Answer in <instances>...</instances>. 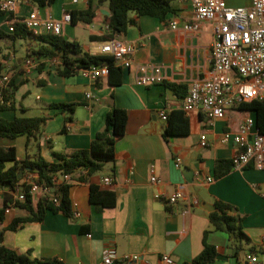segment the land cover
Returning a JSON list of instances; mask_svg holds the SVG:
<instances>
[{
    "label": "crops",
    "instance_id": "crops-1",
    "mask_svg": "<svg viewBox=\"0 0 264 264\" xmlns=\"http://www.w3.org/2000/svg\"><path fill=\"white\" fill-rule=\"evenodd\" d=\"M92 2L96 21L66 24L62 35L70 41H78L75 29L83 27L91 42L88 46L82 45L83 49L102 55L103 43L96 40L109 34L104 24L109 8L106 3ZM251 2L227 0L232 7H248ZM172 4L176 12L165 20L130 13L135 25L114 36L136 47L132 57L134 65L123 70L121 84L117 86L109 84L108 76L93 80L79 72L63 77L57 65L51 66L45 61L36 60L37 68H27L26 61L37 49V42L24 40L22 49L17 50V40L10 37L13 33L10 25L19 18L23 20L33 10L42 18L58 20L64 11L87 9L88 0L75 4L72 0H55L45 7L23 2L13 13L0 11V57L17 85L14 106L0 109V120L49 118L35 136L0 138V147H14L20 161L40 156L52 163L56 160L54 154L70 155L89 149L96 135L104 129L106 116L113 107L127 113L125 134L115 144L116 161L105 165L86 182L79 181V173L73 175L70 198L73 213L78 212L79 217L47 212L41 222L25 223L15 231H5L4 246L31 258H57L64 264H102L106 248L114 249L118 258L136 255L149 264H165L164 255L169 256L173 264L190 263L202 252L204 243L215 246L217 256H221L211 264H248L244 259L246 252L260 254L264 248V171L247 167L231 169L220 178L215 176L216 162L229 160L235 153L232 143L221 142L223 133L237 131L252 113L233 107L224 118L208 120L194 112L186 115L188 135L168 140L163 137L167 123L160 113L165 111L170 115L174 110H183L184 91L180 89L178 93L171 86L188 90L194 81L209 75L213 43L211 23L201 22L196 30L185 28L195 24L189 2L173 0ZM173 22L177 23L176 28H172ZM138 64L160 66L164 81L148 87L137 86L135 65ZM32 96L34 101L26 104ZM58 103L78 104L70 122H66L63 113L49 107ZM203 134L208 140L206 148L200 146ZM177 158L181 159L179 167L175 166ZM151 170H154L156 183L151 182ZM105 177L111 178L110 185L103 183ZM90 185L113 191L115 206L99 209L92 205L88 197ZM177 191L184 192L186 199L172 206L165 205L164 198ZM193 200L198 204H193ZM12 201L13 191L0 188V207L7 204V208H11L5 213L0 231L14 218L28 216L26 211L11 207ZM218 201L232 205L234 213L242 218L243 231L249 241H243L241 249L227 234L213 228L209 214L214 211L201 206L216 207Z\"/></svg>",
    "mask_w": 264,
    "mask_h": 264
},
{
    "label": "trees",
    "instance_id": "trees-1",
    "mask_svg": "<svg viewBox=\"0 0 264 264\" xmlns=\"http://www.w3.org/2000/svg\"><path fill=\"white\" fill-rule=\"evenodd\" d=\"M27 2L38 7H45L51 6L55 0H27ZM97 3H106L109 8V16L104 18V24L109 26L110 32L96 40L102 43L113 38L116 34L125 33L129 26L135 25L136 21L130 17V13H134L137 17L147 16L165 20L168 15L176 12L172 4L173 0H97ZM69 13L73 25L78 23L92 24L97 18L92 0H88L87 9L83 11L72 10ZM12 25L14 30L10 37L13 40H34L37 42V49L32 51L31 57L40 63L44 59H60L57 71L63 77L76 75L83 69L107 66L109 84L112 86L121 84L124 69L117 66L111 56L90 54L83 49L78 41H70L64 35L42 34L36 36L25 27L20 18ZM3 71L4 66L0 57V76ZM171 87L178 93V90H183L184 97L186 96L188 90L184 87L174 85ZM16 90L17 85L12 79L3 93L6 104L0 106L1 110L14 106ZM77 106V103H58L49 107L63 113L66 116V122H70ZM236 109L252 113L256 127L260 133L264 134V100L240 103ZM48 119L43 117L15 118L12 121L0 120V138L13 140L22 135L35 136L41 131ZM166 123L163 136L165 140L170 137L186 136L189 133L188 118L183 110H174L168 115ZM126 124V111L113 107L106 116L104 129L96 135L89 149L77 150L70 155L54 154L56 160L52 163L46 162L40 156H36L34 160L20 161L17 159L14 147H0V188H8L14 191L17 186L24 187L25 200L15 202L14 206L28 213L26 217L14 218L7 228L0 231V264H64L57 258H31L28 254H20L7 248L3 245L4 232L15 231L25 223L41 222L47 212L62 213L73 218L70 198L72 185L64 181L55 185L52 179L65 174L79 173V181L86 182L91 176L101 171L105 165L114 163L116 161L115 144L124 136ZM65 129L66 127L63 128V131ZM232 167V159L217 161L215 176L222 177ZM21 170L23 171L19 178L18 174ZM29 173L37 175V183L40 186L53 190L54 196L59 202L55 203L50 195L44 194L34 203L29 194V187L23 183V178ZM88 197L89 202L99 209L113 208L116 204V195L113 191L101 190L95 185H90ZM215 206L216 211L209 214L211 225L216 231L227 234L237 248L241 249L243 241H249L243 231L242 218L234 213L235 208L228 203L218 201ZM6 209L7 204L0 207V225L5 220ZM251 251L255 252V249L251 248ZM260 254L264 255V248L260 250ZM216 257V247L204 243L202 252L190 263L185 264H211L215 262Z\"/></svg>",
    "mask_w": 264,
    "mask_h": 264
},
{
    "label": "built area",
    "instance_id": "built-area-1",
    "mask_svg": "<svg viewBox=\"0 0 264 264\" xmlns=\"http://www.w3.org/2000/svg\"><path fill=\"white\" fill-rule=\"evenodd\" d=\"M79 0H72L75 4ZM190 3L194 13L195 24L186 25L187 30H196L201 22H209L213 28V43L211 46V69L206 78L199 79L190 84L187 94L183 100L182 109L186 115L194 112L203 114L208 120H217L225 117L228 110L240 103L251 102L253 100H264V0H252L248 7L229 6L227 0H180ZM27 0H3L0 3V11L13 13L20 3ZM25 27L34 35L52 34L62 35L66 24H71V16L68 11H64L61 19L51 17L42 18L37 10L31 11L23 20ZM177 23H172V28H176ZM13 32V25L9 27ZM105 30L110 32L108 25ZM136 52V47L115 37L107 40L101 46V54L111 56L116 65L122 69H130L134 63L132 57ZM26 61L27 68L39 66L35 58ZM51 66H59L60 59H44ZM4 71L0 76V106L6 104L3 93L8 88L12 75L6 64H3ZM136 85L148 87L162 83L165 79L160 66L138 64ZM84 77L96 80L102 76L109 75L107 66L91 67L79 71ZM161 119L166 122L168 113L162 111ZM221 142L232 143L235 153L232 156L234 170H242L252 167L256 170L264 171V134L260 133L256 127L254 116H247L240 124L237 131H225ZM200 146H208L207 137L203 134L200 137ZM181 165V159L175 160V166ZM151 182L156 183L157 178L154 170H151ZM74 174H65L54 177L52 182L59 185L61 182L72 183ZM209 182L211 179H207ZM23 183L29 187V194L37 202L44 194L52 197L55 203L58 199L54 196V191L48 187H42L37 183V175L29 173L23 178ZM105 185L111 184V178L103 179ZM180 199H186L182 191H177L174 195L164 198L165 205L172 206ZM25 200V189L17 186L13 191L14 203ZM197 205V200H193ZM11 208H7L5 213H9ZM73 217H79L78 212L73 213ZM248 264H264V255L246 252L244 256ZM165 264H173L167 255L162 256ZM120 263H140L149 264L138 256H124L118 258L115 250L106 248L103 251L102 264Z\"/></svg>",
    "mask_w": 264,
    "mask_h": 264
},
{
    "label": "rangeland",
    "instance_id": "rangeland-1",
    "mask_svg": "<svg viewBox=\"0 0 264 264\" xmlns=\"http://www.w3.org/2000/svg\"><path fill=\"white\" fill-rule=\"evenodd\" d=\"M76 31V37H77V39H78V42L81 44V45H83V46H88V45H90L91 44V42L89 41V39H88V31L87 30H85L83 27H79V28H77V29H75ZM24 40H21V39H18L17 41H16V49L17 50H21L22 49V45L21 44H23L24 42H23ZM97 44V43H96ZM32 86V85H31ZM20 95H21V92H19V94H18V98H19V100H20ZM28 102L26 103V104H31L33 101H34V96H32V97H30L28 100H27Z\"/></svg>",
    "mask_w": 264,
    "mask_h": 264
},
{
    "label": "water",
    "instance_id": "water-1",
    "mask_svg": "<svg viewBox=\"0 0 264 264\" xmlns=\"http://www.w3.org/2000/svg\"><path fill=\"white\" fill-rule=\"evenodd\" d=\"M22 171L23 170H21V172L18 174V177L20 178L21 177V175H22ZM203 208H206L208 211H215L216 210V207H214V206H210L209 208H207L206 207V205L205 204H202L201 205ZM235 252H236V250H234ZM221 256H217V259H219Z\"/></svg>",
    "mask_w": 264,
    "mask_h": 264
}]
</instances>
